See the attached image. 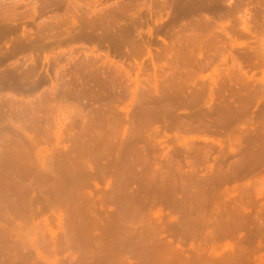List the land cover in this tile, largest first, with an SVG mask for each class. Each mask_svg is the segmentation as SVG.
<instances>
[{
    "label": "rangeland",
    "instance_id": "obj_1",
    "mask_svg": "<svg viewBox=\"0 0 264 264\" xmlns=\"http://www.w3.org/2000/svg\"><path fill=\"white\" fill-rule=\"evenodd\" d=\"M174 1L0 0V264H138L125 238L147 221L185 256L264 264V165L206 183L248 161L247 138L264 133V0H185L184 18ZM124 4L135 28H89L127 24L108 12ZM105 35L128 43L89 39ZM206 191L208 211L246 228L180 234V207Z\"/></svg>",
    "mask_w": 264,
    "mask_h": 264
},
{
    "label": "bare ground",
    "instance_id": "obj_2",
    "mask_svg": "<svg viewBox=\"0 0 264 264\" xmlns=\"http://www.w3.org/2000/svg\"><path fill=\"white\" fill-rule=\"evenodd\" d=\"M3 1V0H2ZM149 3H151V2H149ZM187 4V2H185V0H176V1H174V7H175V11H176V14H177V16H179V17H185L184 15H185V13H188L187 12V10H186V4ZM130 4H124L123 6H120V8H118V7H116V8H113V9H111V10H108V12L109 13H112V14H114V13H117L118 15H120V17L122 16V17H125V16H128V18H129V22H127V24L125 23L122 27L120 26V24L119 25H117L118 23L113 19V21L112 22H108V21H105V25H104V23L102 24V23H98V21H91L90 22V27L89 28H91V27H93L92 28V30L93 29H99V28H110V27H112V28H114V29H118V30H126V29H128V30H130V29H133V28H135L134 26H133V22L135 21V19H133L134 17L133 16H131V15H129L130 13H128V10L130 9V6H129ZM172 6V5H171ZM169 7V6H168ZM130 12V11H129ZM107 13V12H106ZM138 13V12H137ZM136 13V14H137ZM143 14V13H142ZM200 14V13H199ZM104 16H105V14H103ZM138 15H140V14H138ZM106 16H108V14L106 15ZM118 17V16H117ZM102 18V17H101ZM107 18V17H106ZM109 19V18H108ZM99 20H102V19H99ZM126 20V21H127ZM103 22H104V20H103ZM124 22V21H123ZM136 22V21H135ZM139 24V23H138ZM87 25H88V23H87ZM133 27V28H132ZM80 28V27H79ZM184 30V29H183ZM91 31V30H90ZM95 31V30H94ZM132 31V30H131ZM87 32V31H86ZM130 33H132V32H129V34ZM81 36V35H80ZM90 37V36H89ZM77 38V37H76ZM121 38V37H120ZM71 39V38H70ZM75 39V38H74ZM90 40H92L91 42H93V39L94 40H96L100 45H104L107 49H111V47H112V45H114V44H117V43H120V44H123V43H128L126 40H121V39H116V38H114V39H112V38H110V37H106V35H105V37H96V38H89ZM88 39V40H89ZM78 40H79V38H78ZM81 40V39H80ZM95 43V42H94ZM125 52V51H124ZM109 53V52H108ZM116 53V51H114V53L113 54H115ZM117 54V53H116ZM115 54V55H116ZM115 55H113V56H115ZM250 79H253L254 78V76L252 75L251 77H249ZM264 83V82H263ZM167 111H169V110H167ZM207 111V110H206ZM205 112V111H204ZM199 115H200V112L198 113ZM201 114H202V112H201ZM204 114V113H203ZM163 116V115H162ZM196 116V115H195ZM164 118V117H163ZM204 121V120H203ZM206 123V122H205ZM204 124V123H203ZM206 127V126H205ZM208 128H210V127H208ZM136 130V129H135ZM248 130V129H247ZM249 131V130H248ZM257 131V130H256ZM263 131V130H262ZM261 131V132H262ZM259 132V131H258ZM85 133V132H84ZM132 133V132H131ZM245 133H246V131H245ZM247 134V133H246ZM252 135V134H251ZM256 136L255 137H250V138H247V141H248V139H249V142H248V144H252V146H255V147H257L256 148V150L254 151V149L253 150H251V149H249V150H251V152L249 151V153H250V157L248 158L249 160L248 161H243V158L242 157H240L241 158V160L239 161V160H237V161H235V166H234V164H233V168L231 169V171L230 172H232V173H230V176H229V173L227 172V171H225L224 170V172H227L226 174H228V175H226L224 172H223V168H221V167H218L217 169H216V171H217V173H216V175H217V177H211V179H208L207 180V182L206 183H210L211 184V186L213 185V183L215 184V183H226V182H228L229 180H235V179H237L238 177H239V172L241 171L239 168H242V167H245V169H247V171H246V174L248 173V174H251V173H253V172H255V170L258 168V167H260V165H264V133H263V135L262 134H255ZM79 136V135H78ZM77 136V137H78ZM83 136V135H82ZM249 136V134L247 135V137ZM75 137V136H74ZM83 137H85V135L83 136ZM87 137V136H86ZM86 140V139H85ZM246 141V140H245ZM243 143H244V141H243ZM246 143V142H245ZM255 143H259L258 144V146L255 144ZM82 144V143H81ZM87 144V143H86ZM131 144V143H130ZM146 144H147V142H146ZM240 144H241V142H240ZM255 144V145H254ZM90 145V144H89ZM149 145V144H148ZM246 145V144H245ZM22 146V145H21ZM83 146H84V144H83ZM244 146V145H243ZM247 146V145H246ZM250 146V145H249ZM249 146H247L248 148H249ZM24 148L26 147V146H23ZM92 147V146H91ZM135 147V146H134ZM187 147V146H186ZM239 147H241L240 145L238 146V148ZM251 147V146H250ZM192 148V147H191ZM252 148V147H251ZM188 149V148H187ZM240 149V148H239ZM21 150V149H20ZM24 150V149H23ZM83 150V149H82ZM82 150H80V151H82ZM184 150V149H183ZM191 151H192V149H190ZM190 150L188 151V152H190ZM124 151V150H123ZM231 151H233V152H237L236 150H234V149H231ZM86 152V151H85ZM84 152V153H85ZM137 152V151H136ZM143 152V151H142ZM194 152V151H193ZM192 152V153H193ZM21 153V152H20ZM89 153V152H88ZM138 153V152H137ZM177 153V152H176ZM245 153V152H244ZM184 154V153H183ZM197 154V153H196ZM195 155V154H194ZM199 155V154H198ZM197 155V156H198ZM209 155V154H208ZM247 155V154H246ZM205 156V155H204ZM239 156V155H238ZM241 156H242V153H241ZM248 156V155H247ZM120 157V156H119ZM138 157V156H137ZM130 158V157H129ZM203 158V157H202ZM80 159V158H79ZM120 159V158H119ZM132 159H134V158H132ZM76 160V159H75ZM85 160H86V158H85ZM134 161V160H133ZM63 162V161H62ZM67 162V161H66ZM70 162V161H69ZM78 161H76V163H77ZM85 162V161H84ZM86 162H87V160H86ZM189 162V161H188ZM236 162H238L237 164V166H236ZM88 163V162H87ZM171 163H172V161H171ZM231 163V162H230ZM36 164V163H35ZM79 164V165H78ZM97 164V163H96ZM119 164V163H118ZM117 164V165H118ZM195 164V163H194ZM229 164V163H228ZM77 165L80 167V170H82L81 168H84L82 171H86V169L87 168H89V169H91V166L89 165V167H87L83 162H78L77 163ZM77 165H75L74 167H76ZM88 165V164H87ZM95 165V164H94ZM196 165V164H195ZM30 166V165H29ZM87 168H86V167ZM121 166V165H120ZM135 166V165H134ZM166 166V165H165ZM242 166V167H241ZM68 167V166H67ZM123 167V166H122ZM121 167V169H123ZM147 167V166H146ZM150 167V166H149ZM173 167H176L175 165L173 166ZM192 167V166H191ZM225 167V166H224ZM24 168V167H23ZM26 168H28V167H26ZM62 168V167H61ZM60 168V169H61ZM148 168V167H147ZM67 169V168H66ZM135 169V168H134ZM228 169V168H227ZM30 170V169H29ZM142 170V169H141ZM193 170V169H192ZM230 170V169H229ZM238 170H240L239 172H238ZM58 171H60V170H58ZM121 171V170H120ZM135 171V170H134ZM171 171V170H170ZM183 171V170H182ZM195 171V170H194ZM77 172V171H76ZM80 172V171H79ZM143 171H141V173H142ZM154 172H156V171H154ZM35 173V172H34ZM41 174H42V172H40ZM44 173V172H43ZM48 173V172H47ZM47 173H44V174H47ZM59 173V172H58ZM81 173V172H80ZM122 173V172H121ZM153 173V172H152ZM214 173V172H213ZM212 173V174H213ZM21 174V173H20ZM50 174V173H49ZM48 174V175H49ZM72 174V173H71ZM70 174V175H71ZM124 174V173H123ZM134 174V173H133ZM23 175V174H22ZM35 175V174H34ZM33 175V176H34ZM73 175V174H72ZM85 175V174H84ZM125 175H126V173H125ZM136 175V174H135ZM163 175V174H162ZM165 175V174H164ZM193 175V174H192ZM216 175H213V176H216ZM37 176V175H36ZM44 176V175H43ZM56 176V175H55ZM147 176H148V174H147ZM146 176V177H147ZM161 176V175H160ZM193 176H195V175H193ZM45 177V176H44ZM56 177H58V176H56ZM76 177V176H75ZM126 177V176H125ZM142 177V176H141ZM173 177H175V176H172V178ZM185 177H186V175H185ZM190 177V176H189ZM37 178V177H36ZM58 178H60V177H58ZM58 178H56V179H58ZM64 178V177H63ZM145 178V177H144ZM177 178V177H176ZM180 178H182V176L180 177ZM18 179V178H17ZM25 179H27L26 177H25ZM47 179V178H46ZM50 179V178H49ZM48 179V180H49ZM51 179H52V177H51ZM53 179H54V177H53ZM53 180L52 182H54V181H57V180ZM125 179V178H124ZM133 179V178H132ZM179 179V178H178ZM43 180H45V178H43ZM48 180H46V181H48ZM128 180V179H127ZM143 180V179H142ZM149 180V179H148ZM147 180V181H148ZM191 180V179H190ZM195 180V179H194ZM206 180V179H205ZM40 181V180H39ZM59 181V183H61L63 180L61 179V181H60V179L58 180ZM57 181V182H58ZM67 181H69L68 179H67ZM124 181V180H123ZM129 181V180H128ZM131 181V180H130ZM188 181V180H187ZM41 182V181H40ZM48 182H51V181H48ZM51 182V183H52ZM72 182V181H71ZM125 182V181H124ZM164 182V181H163ZM178 182V181H177ZM198 182V181H197ZM2 183V182H1ZM27 183V182H26ZM30 183V182H29ZM35 183V182H34ZM33 183V184H34ZM121 183H123V182H121ZM130 183V182H129ZM133 183V182H132ZM162 183V182H161ZM171 183V182H170ZM185 183V182H184ZM187 183V182H186ZM192 183V182H191ZM201 183H203V182H201ZM18 184V183H17ZM23 184V183H22ZM58 184V183H57ZM57 184H54V187H55V190H63L64 189V187H62V184L61 185H57ZM145 184H146V182H145ZM157 184V183H156ZM177 184V183H176ZM1 185H4L3 183L1 184ZM53 185V184H52ZM72 185V184H71ZM73 185H74V183H73ZM188 185V184H187ZM193 185V184H192ZM51 186V185H50ZM49 186V187H50ZM120 186V185H119ZM153 186V185H152ZM4 187H5V185H4ZM3 187V188H4ZM53 187V188H54ZM71 187V186H70ZM128 187V186H127ZM146 187V186H145ZM157 187V186H156ZM173 187V186H172ZM181 187V186H180ZM150 188V187H149ZM164 188H165V186H164ZM185 187H183L182 188V190L184 189ZM187 188V187H186ZM9 189V188H8ZM51 189V188H50ZM67 189V188H66ZM160 189H161V187H160ZM172 189V188H171ZM125 190V189H124ZM123 190V191H124ZM131 190V189H130ZM133 190V189H132ZM184 190H186V189H184ZM69 191L71 192V190L69 189ZM120 191V190H119ZM137 191V190H136ZM147 191V190H146ZM145 191V192H146ZM13 192V191H12ZM56 192V191H55ZM54 192V193H55ZM59 192V191H58ZM62 192V194L64 193L65 195H67L66 194V192H67V190H64V191H61ZM126 192H129V190H127ZM132 192V191H131ZM147 192H149L150 193V191H147ZM176 192V191H175ZM182 192V191H181ZM185 192V191H184ZM183 192V193H184ZM207 192V194L206 193H203V194H201V195H199L198 197H197V199H196V203L195 204H193V205H191L190 204V201L192 202V196L190 197L191 198V200H190V198H187V199H189L190 201H189V203L187 202V203H185L186 202V198H185V204H184V207L182 208V207H180L181 208V210L183 211V212H181V214H182V216H181V220H179V221H177V225L175 226V229L177 228V231L180 233V234H184L185 233V235L186 234H188L189 236H191V237H194V236H196V235H199V233H201L202 232V230L205 228V227H207V226H209L210 225V223L211 222H213L212 223V227H213V229L215 230V232L216 231H219V232H222L223 230H225V229H227V228H234V230H242V229H244V228H246V226H247V224H244L243 223V219H239V221L237 222V223H231V222H227V223H224L222 220H221V218H220V215L218 214L219 213V211H218V209H219V207H218V205H216L214 208H212V209H210L211 211H208L207 210V207H206V200H207V198H211V197H213V198H215L216 196V192L214 191V194H213V192L212 191H206ZM209 192V193H208ZM19 193H20V191H19ZM30 193V192H29ZM41 193V192H40ZM159 193H160V191H159ZM186 193V192H185ZM13 194V193H12ZM23 194V193H22ZM32 194V193H31ZM57 194V193H56ZM62 194H60L59 193V196L60 195H62ZM70 194V193H69ZM114 194H116V193H114ZM134 194V193H133ZM148 194V193H147ZM197 194V193H196ZM224 194V193H223ZM117 195V194H116ZM134 195H137V194H134ZM188 195V194H187ZM189 195H191V194H189ZM222 195V194H221ZM229 195V194H228ZM228 195H226V194H224L223 196L226 198V196H228ZM258 195H260L259 193H257L256 194V196H258ZM56 196H58V194L56 195ZM84 196V198H82V199H85V197L87 198V196H85V195H83ZM114 196V195H113ZM133 196V195H132ZM147 196V195H146ZM215 196V197H214ZM67 197V196H66ZM80 197V196H79ZM78 197V198H79ZM115 197V196H114ZM126 197V196H125ZM140 197V196H139ZM138 197V198H139ZM185 197H187L186 195H185ZM8 198V197H7ZM12 198V197H11ZM58 198V197H57ZM60 198V197H59ZM58 198V199H59ZM136 198V197H135ZM150 198H151V196H150ZM149 198V199H150ZM13 199V198H12ZM70 199V198H69ZM76 199V198H75ZM115 199H117L118 200V197L116 198L115 197ZM140 199V198H139ZM9 200V199H8ZM14 200V199H13ZM57 200V199H56ZM116 200V201H117ZM121 200V199H120ZM129 200V199H128ZM128 200H127V202H128ZM141 200V199H140ZM144 200V199H143ZM147 200V199H146ZM155 200V199H154ZM154 200H153V202H154ZM2 201V200H1ZM63 202H64V200H62ZM77 201H78V199H77ZM83 201V200H82ZM85 201V200H84ZM134 200H132L131 202H133ZM145 201V200H144ZM17 202V201H16ZM33 202V201H32ZM37 202V201H36ZM86 202L87 201H85V204H86ZM120 202V201H119ZM124 202H126V201H123L122 200V205H123V203ZM155 202H157V201H155ZM5 203H7L6 201H5ZM76 203V202H75ZM74 203V204H75ZM137 203V202H136ZM145 203V202H144ZM180 203V202H179ZM234 203H236V202H234ZM240 204H234V207H235V209H234V211L236 212L237 211V214H236V216L238 215H240L239 217L240 218H243L242 216L244 215V214H242V213H244L243 211H244V209L242 208V205H244V204H242L241 202H239ZM14 204V203H13ZM133 203H131V205H132ZM138 204H140V203H138ZM137 204V205H138ZM168 204V203H167ZM175 204V203H174ZM182 204V203H181ZM8 205V204H7ZM73 205V204H72ZM120 205V209L121 208H124L125 206L126 207H129V206H127V204L125 205V206H122L121 207V203L119 204ZM130 205V206H131ZM135 205V204H134ZM158 205V204H157ZM176 205V204H175ZM196 205V206H195ZM75 206V205H74ZM76 206H77V204H76ZM136 206V205H135ZM166 206V205H165ZM177 206V205H176ZM24 207V206H23ZM81 207V206H80ZM244 207V206H243ZM86 208V207H85ZM131 208V207H130ZM134 208V207H133ZM87 209V208H86ZM243 210V211H239V210ZM16 210V209H15ZM74 210V209H73ZM119 210V209H118ZM83 211H85L84 209H83ZM87 211V210H86ZM222 211V210H221ZM73 212V211H72ZM80 212H81V210H80ZM87 212H90V211H87ZM119 212H120V210H119ZM178 212H180V211H178ZM239 212V213H238ZM242 212V213H241ZM5 213V212H4ZM3 213V214H4ZM118 213V212H117ZM135 213V212H134ZM159 214H160V211L158 212ZM241 213V214H240ZM73 214H75L74 212H73ZM77 214V213H76ZM5 215H6V213H5ZM122 214L121 213H119V215L118 216H116V218L117 219H119L120 218V216H121ZM195 215V216H194ZM75 216V215H74ZM85 216V215H84ZM210 216H212L211 217V219H209V217ZM223 216V215H222ZM77 217H79L78 215H77ZM195 217V218H194ZM246 217V216H245ZM6 218V217H5ZM213 218V219H212ZM223 218V217H222ZM160 219V218H159ZM226 220H227V218H225ZM75 220V219H74ZM151 219L149 218V221H150ZM224 220V219H223ZM242 223H241V222ZM152 222V221H151ZM28 225H30V224H28ZM262 226V225H261ZM30 228V227H29ZM259 229V230H258ZM16 230V229H15ZM257 232H258V234L261 232V231H263L264 232V226L263 227H259V228H257ZM26 231V230H25ZM17 233V232H16ZM169 233V232H168ZM162 234V230L161 229H159L158 228V226H154V225H152V224H150V222H146V225H145V229H143L142 231H140L139 232V234H137V235H135L134 233H130L126 238H125V241H126V243H129V245H132L133 247H130L131 248V251H132V255L134 256V257H138V260H139V258L140 259H142L141 260V263L140 262H138V264H251V261H252V259L250 258V256L248 255V254H243V253H241V251H236V252H234V251H232L231 252V254H227L226 256H222L221 257V255H220V257H218L216 254H211L210 253V255L208 254V255H206L207 253H205V255L204 254H196L195 256H191V257H188V256H185L183 253H182V251H181V248L179 247V246H174V244L172 243V242H170L169 240H166L165 242L163 241H159L160 239V236H162L161 235ZM16 235V234H15ZM167 238V237H166ZM158 242L157 243V245H155L154 246V243L155 242ZM97 245H99L100 246V243L99 244H97ZM120 245H121V243H120ZM122 256V257H121ZM119 258H117L118 259V261H120V263L119 264H127L128 263V258L130 259V257H128V256H126V257H124L123 258V255H121ZM165 257L164 259L163 258H159V257ZM216 256V257H215ZM121 258V259H120ZM126 258V259H125ZM106 259H107V262L109 263V264H115V262H116V264H117V261H112V260H109L110 259V255L109 254H107V256L105 257V259H104V261L106 262ZM116 259V260H117ZM160 259V260H159ZM137 260V261H138ZM259 263H262V258L260 259V262ZM130 264H135V263H130ZM137 264V263H136Z\"/></svg>",
    "mask_w": 264,
    "mask_h": 264
}]
</instances>
